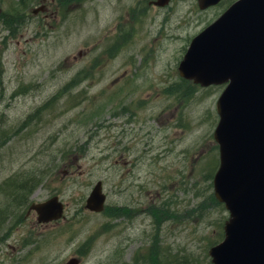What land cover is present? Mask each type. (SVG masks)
I'll return each instance as SVG.
<instances>
[{
	"label": "rangeland",
	"instance_id": "1",
	"mask_svg": "<svg viewBox=\"0 0 264 264\" xmlns=\"http://www.w3.org/2000/svg\"><path fill=\"white\" fill-rule=\"evenodd\" d=\"M152 1L0 0V210L22 174L40 177L30 204H65L47 225L9 209L0 264H210L228 218L212 188L224 87L177 67L226 5ZM98 181L95 214L84 206Z\"/></svg>",
	"mask_w": 264,
	"mask_h": 264
},
{
	"label": "water",
	"instance_id": "2",
	"mask_svg": "<svg viewBox=\"0 0 264 264\" xmlns=\"http://www.w3.org/2000/svg\"><path fill=\"white\" fill-rule=\"evenodd\" d=\"M219 1L198 0L201 9ZM168 3L157 0L155 5ZM178 72L202 87L226 84L216 103L219 120L213 138L219 167L213 192L229 218L224 240L208 252L211 263L264 264V0L232 5L192 40ZM104 201L98 182L85 208L99 213ZM31 209L39 223L59 220L63 214L57 197Z\"/></svg>",
	"mask_w": 264,
	"mask_h": 264
},
{
	"label": "trees",
	"instance_id": "3",
	"mask_svg": "<svg viewBox=\"0 0 264 264\" xmlns=\"http://www.w3.org/2000/svg\"><path fill=\"white\" fill-rule=\"evenodd\" d=\"M0 18H1V16H0ZM7 20L10 23L11 19L8 18ZM10 32L12 35L13 31L10 30ZM43 178H44V176L42 175V179ZM11 181H12V184L7 189V194L5 195V196H7V204L8 205L7 204L4 205V207L0 210V225H3L4 220L6 218H11L10 216L12 215L13 212H15L14 209H16V211H17L18 208L21 209L23 206L27 205L31 193L36 188V186H38V184L40 183V177L35 175L33 180H30V176H28V174H22V175L16 176V178L14 177L13 179H11ZM2 189H3V187H0V190H2ZM214 202H216L215 199H214ZM12 207H15V208L12 209ZM6 208H7V210H6ZM9 209H12L13 212L11 213L9 211ZM158 258L159 257L156 256L155 263H159ZM187 262L199 264V263H196L195 261H190V260H186V259L179 262V263L183 264V263H187ZM166 264H168V263H166ZM169 264H173V263L171 262Z\"/></svg>",
	"mask_w": 264,
	"mask_h": 264
},
{
	"label": "bare ground",
	"instance_id": "4",
	"mask_svg": "<svg viewBox=\"0 0 264 264\" xmlns=\"http://www.w3.org/2000/svg\"><path fill=\"white\" fill-rule=\"evenodd\" d=\"M7 220H8V218H7Z\"/></svg>",
	"mask_w": 264,
	"mask_h": 264
}]
</instances>
